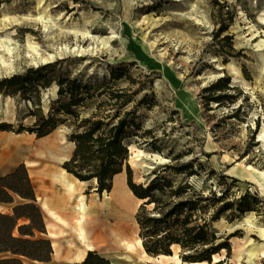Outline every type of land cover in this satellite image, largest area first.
I'll return each mask as SVG.
<instances>
[{
	"label": "rangeland",
	"instance_id": "rangeland-1",
	"mask_svg": "<svg viewBox=\"0 0 264 264\" xmlns=\"http://www.w3.org/2000/svg\"><path fill=\"white\" fill-rule=\"evenodd\" d=\"M1 43H9L13 54L8 59L0 53V80L28 68L50 66L32 75L45 87L30 86L26 99L0 89V178L20 165L31 179L48 172L65 174L62 165L74 148L67 126L44 138L29 131L57 98L59 80L129 88L135 94L120 114L132 112L140 125L138 134L144 136L134 137L130 144L135 148L128 159L133 182L147 183L166 164L191 166L192 177L166 175L176 185L190 184L205 195H221L218 206L224 210L211 227L219 250L211 264H264V240L257 230L264 228V192L240 176L247 166L264 175V0H13L0 6ZM111 72L121 78L111 82ZM220 80L227 82L226 87L218 88ZM217 96L220 102L205 100ZM180 97L194 103L195 116L184 114ZM103 101L108 100L96 98L82 116ZM144 141L153 142L159 152ZM138 150L146 155L135 161ZM168 155L178 158L171 161ZM121 178L126 183L125 171L115 182ZM90 182L89 190L96 188L95 181ZM118 189L116 185L108 202L111 208ZM108 197L105 192L97 199ZM132 200L133 214L131 204L120 199L124 209L115 217L129 222L134 242L138 237L134 216L140 203ZM22 203L14 195L12 203L0 204V214L12 216L13 207ZM243 208L248 210L241 212ZM92 216L91 238L100 241L109 234L110 240L111 220ZM13 236H18L17 228ZM39 238L48 239L39 233L33 239ZM91 245L95 257L89 264H120L103 247L119 252L122 244ZM64 246L74 256L85 250L83 244ZM170 250L168 256L181 261V255L188 253L175 244ZM134 252L144 264H176L147 257L137 246ZM7 258L47 264L0 254V260Z\"/></svg>",
	"mask_w": 264,
	"mask_h": 264
},
{
	"label": "trees",
	"instance_id": "trees-1",
	"mask_svg": "<svg viewBox=\"0 0 264 264\" xmlns=\"http://www.w3.org/2000/svg\"><path fill=\"white\" fill-rule=\"evenodd\" d=\"M11 1L0 0V6ZM49 66L45 64L35 69L28 68L25 73L3 78L0 80V89L12 91L26 99L30 86L36 89L45 87L43 82H35L32 75L45 71ZM110 78L114 82L121 77L111 72ZM220 81L222 86L218 88L226 87L227 82ZM56 84L57 98L52 101L47 114L39 116L29 131L35 133L37 138H44L59 126L66 125L70 130L68 141L74 148L71 158L64 162L62 168L79 181H95V192L99 195L109 193L113 178L126 172L127 187L140 201L134 218L138 226V237L147 255L168 256L171 254V246L175 244L188 252L181 255L184 263L211 264L212 256L219 250L218 245H215L219 243L211 227L224 210L218 206L221 195L217 196L213 192L205 195L190 184L176 185L166 175L170 172L176 176L192 177L195 172L188 165L166 164L154 172L147 183L133 182L128 163V146L134 137L144 139V136L138 134L140 125L133 113L123 112L121 115L120 112L131 102L135 92L113 84L100 87L99 84L82 83L78 79L63 78ZM216 88L214 86L204 91ZM103 97L109 102H99L89 114L82 116V111L90 108L96 98ZM205 100L220 102L221 99L217 96ZM143 144L159 152L153 142L144 141ZM168 157L171 161L178 158ZM14 195L19 196L24 203L13 207L12 216L0 214V254L10 253L12 256L48 263L52 253L50 241L33 239L37 233L45 234V225L24 165L0 178V204L12 203ZM247 210L243 208L241 212ZM20 219L28 220L29 224L18 226ZM15 228L18 231L17 237L13 236ZM93 256L92 252H88L82 264H89ZM100 261L106 262L101 258ZM0 264H21V261L7 258L1 259Z\"/></svg>",
	"mask_w": 264,
	"mask_h": 264
},
{
	"label": "crops",
	"instance_id": "crops-1",
	"mask_svg": "<svg viewBox=\"0 0 264 264\" xmlns=\"http://www.w3.org/2000/svg\"><path fill=\"white\" fill-rule=\"evenodd\" d=\"M122 173L113 178L112 189L109 193L106 192L109 197L105 201H98L99 194L93 191L96 188L89 190L90 181H79L66 172L64 175L60 172H56L57 175L48 172L46 176L30 178L36 204L42 212L45 236L51 243L52 253L47 264L83 263L87 250H83L84 252L79 254L81 258L77 259L79 255L74 256L72 249L64 246L65 244H82L76 236L79 227L83 230L87 244H100L98 240H93L90 236L92 215L107 216L111 209V204L108 202L116 185L119 188L127 186L123 178L115 182V178ZM79 218H81L80 222ZM65 249H67L66 252Z\"/></svg>",
	"mask_w": 264,
	"mask_h": 264
},
{
	"label": "bare ground",
	"instance_id": "bare-ground-1",
	"mask_svg": "<svg viewBox=\"0 0 264 264\" xmlns=\"http://www.w3.org/2000/svg\"><path fill=\"white\" fill-rule=\"evenodd\" d=\"M0 53L4 56L6 55L8 57V59H10V57L13 54V49L10 47L9 43H1L0 44ZM11 64H7L6 66L10 67ZM218 69H221V67H217ZM57 91V87H55V92ZM180 97L178 99V101L180 103H182V108L184 110V114L188 115V116H195L197 110L194 106V103L189 101V100H185ZM262 140H264L263 137V133L261 134ZM264 146V144H263ZM129 152H132L133 150H135L133 145H129L128 146ZM146 155V153H144L141 150H138L137 153H134V157H135V161H139L140 157H144ZM147 155H149L147 153ZM154 156L157 157L156 154H153ZM72 176V175H71ZM240 176L242 178H246L249 179L250 181L254 182L257 184V186L259 187V189H261L262 192H264V175L260 172L255 171L252 167L247 166L243 169V173L240 174ZM119 195L118 197L116 196L115 202L116 204H114V206L109 210V212L107 213V219L111 220L112 224L111 227L108 229V232H110L111 239L108 240L110 238L109 234L107 235H102L101 240L99 241L100 244L104 243V244H122L123 247V251H119V252H115L112 251L114 248H108L106 246H104L103 248L107 249L109 252V256L112 259H115L117 262H119L120 264H144V262L139 260V256L136 254V252H134V248L135 246H137V248L141 249L143 254L147 256V254L145 253V251L143 250V247L141 245V240L139 237H137L135 239L134 242L131 241V239L134 236V230L130 227L129 222H124L122 220H117L116 219V214L119 211H122L124 208L123 206L119 203V200H127L129 202V204H131V213L133 211L132 208V204H133V200L132 198H134V196L132 195L131 191L128 189L127 186L119 188ZM114 193V192H113ZM114 194L111 195L110 199H112V197ZM140 203V201H139ZM123 208V209H122ZM112 210L115 211V213L112 215ZM81 218H79V222H80ZM262 240H264V228H257ZM78 238L80 239L81 243L84 245L85 250H87L88 252H92L93 251V247L91 246V244H87L85 237L83 235V230L79 227L78 229ZM102 242V243H101ZM134 244V245H132ZM121 250V249H120ZM82 254V253H81ZM262 256L264 257V252L262 253ZM148 257V256H147ZM81 255H79L77 257V259H80ZM168 259V260H172L174 261L176 264H182V261L176 256H167V255H158L156 257H154L155 260H160V259ZM185 264H206V262H196V263H185Z\"/></svg>",
	"mask_w": 264,
	"mask_h": 264
},
{
	"label": "water",
	"instance_id": "water-1",
	"mask_svg": "<svg viewBox=\"0 0 264 264\" xmlns=\"http://www.w3.org/2000/svg\"><path fill=\"white\" fill-rule=\"evenodd\" d=\"M128 151H129V149H128ZM182 264H185L184 262H182Z\"/></svg>",
	"mask_w": 264,
	"mask_h": 264
}]
</instances>
